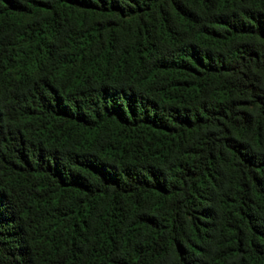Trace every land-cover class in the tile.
<instances>
[{"label":"trees","instance_id":"16d2710c","mask_svg":"<svg viewBox=\"0 0 264 264\" xmlns=\"http://www.w3.org/2000/svg\"><path fill=\"white\" fill-rule=\"evenodd\" d=\"M0 264H264V0H0Z\"/></svg>","mask_w":264,"mask_h":264}]
</instances>
